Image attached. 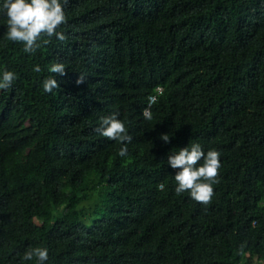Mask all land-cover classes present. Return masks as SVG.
Masks as SVG:
<instances>
[{
    "label": "trees",
    "instance_id": "trees-1",
    "mask_svg": "<svg viewBox=\"0 0 264 264\" xmlns=\"http://www.w3.org/2000/svg\"><path fill=\"white\" fill-rule=\"evenodd\" d=\"M64 11L66 39L34 54L0 23V66L17 74L0 89V264H35L21 260L35 246L45 264H264V0ZM113 112L131 136L124 157L96 132ZM192 142L220 153L207 204L175 193L166 160Z\"/></svg>",
    "mask_w": 264,
    "mask_h": 264
},
{
    "label": "clouds",
    "instance_id": "clouds-1",
    "mask_svg": "<svg viewBox=\"0 0 264 264\" xmlns=\"http://www.w3.org/2000/svg\"><path fill=\"white\" fill-rule=\"evenodd\" d=\"M65 3L66 0H0V23L5 26L3 38L20 43L22 50L29 54H34L53 37L59 41L65 40V34L60 30V26L66 22ZM65 67L62 62H54L49 65V71L62 75ZM33 70L41 72L38 64L34 65ZM16 75L14 71L0 66V89H9ZM84 79L83 75H79L76 83H82ZM57 87L55 76H49L42 81L45 92H52ZM141 115L146 121L153 119L150 108H145ZM96 132L119 142L118 155H127V142L131 140V136L125 122L117 117V113L100 117ZM170 135L169 132L161 133L160 139L168 142ZM219 156V151L214 148L205 151L198 142L187 143L179 147L178 151L167 154V164L176 169L172 174L175 193L187 192L194 201L207 204L213 195V185L218 182L217 172L221 166ZM160 187L163 188V184ZM33 259L35 264H45L48 260V248H26L21 260Z\"/></svg>",
    "mask_w": 264,
    "mask_h": 264
},
{
    "label": "built area",
    "instance_id": "built-area-1",
    "mask_svg": "<svg viewBox=\"0 0 264 264\" xmlns=\"http://www.w3.org/2000/svg\"><path fill=\"white\" fill-rule=\"evenodd\" d=\"M152 100H153V96L150 97V101H152ZM240 264H243V263H240Z\"/></svg>",
    "mask_w": 264,
    "mask_h": 264
}]
</instances>
